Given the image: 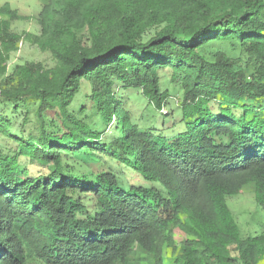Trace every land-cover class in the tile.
<instances>
[{
    "label": "trees",
    "instance_id": "16d2710c",
    "mask_svg": "<svg viewBox=\"0 0 264 264\" xmlns=\"http://www.w3.org/2000/svg\"><path fill=\"white\" fill-rule=\"evenodd\" d=\"M22 19L0 5V264H260L264 232L241 237L227 200L248 186L264 212V0H41L36 34ZM22 41L54 66L9 71ZM130 91L157 113L178 96L181 128L141 126Z\"/></svg>",
    "mask_w": 264,
    "mask_h": 264
},
{
    "label": "rangeland",
    "instance_id": "374dc122",
    "mask_svg": "<svg viewBox=\"0 0 264 264\" xmlns=\"http://www.w3.org/2000/svg\"><path fill=\"white\" fill-rule=\"evenodd\" d=\"M5 3L8 4L12 10H15L19 16L24 17V19L12 23V30L15 33L20 34L26 31L36 34L38 32L35 17L41 10V0H0V5ZM24 62L41 63L46 68L54 66V61L48 52H42L28 42L22 41L18 44L17 49L10 54L7 63L8 70L10 71L14 65L22 64ZM88 86L87 82L82 81L79 97L88 93ZM169 92L171 93V90H169ZM129 95L130 99L128 100L127 107L130 109L134 120H136L141 126H154L155 128L162 127V131L166 134H172L173 131H177L181 128L178 125V96H170L167 104L161 108L160 113H157L152 106L147 105V100L140 94H135L134 91H130ZM76 105L77 104H75V107ZM160 115L165 116L163 125L159 124ZM172 124L177 125L174 128H171ZM0 148L3 152L7 150L13 151V149H15L14 141L0 133ZM76 158L82 161H86L87 159L95 160L93 156H86L81 153L77 154ZM30 170L32 173L35 172L33 168ZM125 176L129 177L130 175L126 173ZM227 205L235 218L238 225L239 235L241 237H252L264 232V212H262L254 202L250 187L244 186L238 195L227 200ZM174 235V241L177 245L186 238L182 232L175 231ZM169 255L170 250H166L165 261L168 259ZM140 264L146 263L141 261ZM260 264H264V259Z\"/></svg>",
    "mask_w": 264,
    "mask_h": 264
}]
</instances>
